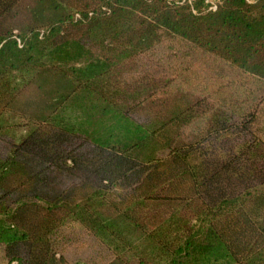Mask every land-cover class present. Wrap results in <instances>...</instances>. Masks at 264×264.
<instances>
[{
  "label": "trees",
  "instance_id": "obj_1",
  "mask_svg": "<svg viewBox=\"0 0 264 264\" xmlns=\"http://www.w3.org/2000/svg\"><path fill=\"white\" fill-rule=\"evenodd\" d=\"M85 238L83 264H264V0H0V251Z\"/></svg>",
  "mask_w": 264,
  "mask_h": 264
},
{
  "label": "rangeland",
  "instance_id": "obj_2",
  "mask_svg": "<svg viewBox=\"0 0 264 264\" xmlns=\"http://www.w3.org/2000/svg\"><path fill=\"white\" fill-rule=\"evenodd\" d=\"M159 50V49H158ZM163 55V51L160 49L158 51L157 56ZM84 243L86 247L82 251H75V247H72V250L67 251V258L71 262H79L82 260H90L93 259L95 256L94 254H97L99 251H97V247L94 245L93 241L89 240V238H85ZM103 252V251H102ZM83 264V261H81ZM0 264H6V259L3 257L2 251H0ZM91 264V263H90Z\"/></svg>",
  "mask_w": 264,
  "mask_h": 264
}]
</instances>
